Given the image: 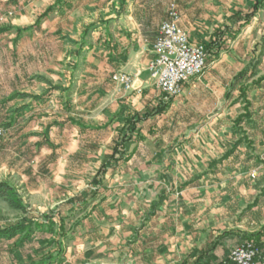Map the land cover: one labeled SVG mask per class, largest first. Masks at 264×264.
<instances>
[{
    "label": "rangeland",
    "instance_id": "rangeland-1",
    "mask_svg": "<svg viewBox=\"0 0 264 264\" xmlns=\"http://www.w3.org/2000/svg\"><path fill=\"white\" fill-rule=\"evenodd\" d=\"M261 1L255 16L241 28L253 30L236 36L232 18L251 13L254 0H128L125 7L122 0H68L45 20L43 14L57 0H0V33H5L0 37V182L16 185L28 210L36 217L50 218L56 225L54 234H36L22 244L18 238L0 241V264H29L54 256L59 250L65 255L66 249L74 251L73 257H81V249L95 244L98 237L84 241L90 232L88 226L97 230L91 224L112 215L116 205L150 200L145 187L151 179L132 175L144 165L143 161L130 163L123 159L114 175L108 173L99 183L94 182L113 141L127 133L128 124L137 115L133 112V118L118 117L112 112L119 97H126L133 104L138 98L132 96L135 90L129 51L110 39L123 29H138L142 19L152 24L162 21L161 25L168 20V9L174 5L179 15L178 26L181 20L185 29L199 40L193 44L206 48V70L212 67L211 63L225 67L226 59L234 61L239 82L235 81L234 89L227 88V99L237 91L235 97L241 100L240 78L247 68L242 67L244 53L249 47L254 48L253 40L260 43L264 36V0ZM91 24H97V28L89 34L75 69L81 35ZM217 47L219 53L215 54ZM152 61L153 57L146 69L154 89L164 96L149 71ZM221 71L224 73V69ZM118 76H125L129 86L119 82ZM36 97L43 99L36 101ZM24 109L28 110L19 115ZM103 111H107L105 118ZM144 113L140 114L142 119ZM241 117L234 120V126ZM69 119L80 120L90 128L78 130L67 123L52 126L48 133L52 146H38L46 126ZM96 124L106 127L91 128ZM148 126V122L141 124L142 131ZM241 156L239 152L232 169L263 170L261 162H251L246 167ZM254 177L251 173L250 179ZM92 191H97V195L88 203L77 202L85 193L89 198ZM19 216L0 201V223L13 222ZM104 234L105 231L102 240L109 239L110 234ZM80 257L72 263L80 262Z\"/></svg>",
    "mask_w": 264,
    "mask_h": 264
},
{
    "label": "crops",
    "instance_id": "crops-1",
    "mask_svg": "<svg viewBox=\"0 0 264 264\" xmlns=\"http://www.w3.org/2000/svg\"><path fill=\"white\" fill-rule=\"evenodd\" d=\"M161 22L142 19L138 29H123L110 39L129 51L132 96L138 98L133 104L121 96L113 105L118 117L137 114L123 159L143 161L132 175L151 179L145 187L150 200L113 207L112 215L91 224L97 230L87 227L84 241L98 236L95 244L81 249V257L66 249L60 264H75L79 257L77 264H230V252L245 242L246 235L258 233L264 242V167L231 168L239 152L246 167L251 162L264 165V36L258 44L253 40L254 48L244 53L241 100L234 90L227 99V88L239 82L234 61L227 59L225 67L211 63L203 75L185 84L179 98L170 100L154 89L146 69ZM179 26L191 43L199 41L181 20ZM247 30L253 29H235V35ZM105 33L111 38L109 30ZM25 113L24 109L19 115ZM106 115L103 111V118ZM144 122L149 124L145 132ZM65 123L78 130L90 128L77 119ZM104 231L109 239L102 240ZM260 260L264 261L262 252Z\"/></svg>",
    "mask_w": 264,
    "mask_h": 264
},
{
    "label": "trees",
    "instance_id": "trees-1",
    "mask_svg": "<svg viewBox=\"0 0 264 264\" xmlns=\"http://www.w3.org/2000/svg\"><path fill=\"white\" fill-rule=\"evenodd\" d=\"M68 0H57L56 5L49 7L47 11L43 14L42 20H45L51 13L55 12L60 6H62L64 3H66ZM255 5L254 9L251 13H245L239 18H232L233 26H236L237 29H241L244 26H246L251 19L255 16V8L257 7L258 3L262 2L261 0H254ZM128 3V0H122V5L125 7ZM106 23H102L101 26H105ZM39 23L37 24V26ZM97 28V24H91L84 29L82 35H81V43L78 46V52L75 55L76 59V67L78 68L79 60L82 58V49L87 47V40L88 36L91 32H93ZM32 30V29H29ZM219 53V48H216L215 54ZM46 84H49L48 81H44ZM53 90H61L64 92V89H59L57 87H53ZM28 95H21V98H26ZM32 98V97H31ZM43 97H36V101H41ZM28 110V109H26ZM162 109L157 110L155 113H160ZM241 121V118L238 119V123ZM66 122H72V120H68ZM65 122L62 123H51L48 126H46L42 136V141L38 144L39 147L41 146H52L50 144V141L48 139V133L52 126L55 125H62ZM129 127L127 128V133L125 135H119L115 138L113 141V145L111 147V152L108 156L105 157V159L102 161L100 168L96 174V177L94 178L95 184L99 183V181H102L108 173L113 174L114 171L118 168L120 162L123 160L124 154L128 151L131 136L133 132L135 131L136 126V120H132L131 123L128 124ZM87 193L81 195L77 202L81 203H88L90 200H92L96 195L97 191H92L89 198L86 196ZM72 201V202H76ZM0 201L5 203L9 209L12 211L18 213L20 216L18 219H16L13 222H7V223H0V241H11L16 238H18V242L20 244L24 243L25 241L30 240L33 238L36 234H49L52 235L55 233L56 225L55 223H51L49 220L50 218L46 217H36L34 216L29 210L28 207L23 202L22 195L19 191V189L14 185L13 183L9 181H1L0 182ZM63 222V220H62ZM62 226V225H61ZM258 233L246 235L247 238L245 242H252L254 243L259 250L264 255V242H262L258 238ZM18 243V244H19ZM19 244V245H20ZM60 248V246H59ZM62 251L59 250V252L54 256H48L44 259H41L37 262H31L29 264H60L62 262Z\"/></svg>",
    "mask_w": 264,
    "mask_h": 264
},
{
    "label": "built area",
    "instance_id": "built-area-1",
    "mask_svg": "<svg viewBox=\"0 0 264 264\" xmlns=\"http://www.w3.org/2000/svg\"><path fill=\"white\" fill-rule=\"evenodd\" d=\"M168 17L159 26L152 44L153 61L149 71L160 91L172 100L182 95L185 84L203 75L208 54L202 44L191 43L188 35L179 28V15L174 5L168 9ZM117 80L125 87L129 86L125 76H118ZM229 258L231 264H264L259 248L252 242L235 247Z\"/></svg>",
    "mask_w": 264,
    "mask_h": 264
}]
</instances>
